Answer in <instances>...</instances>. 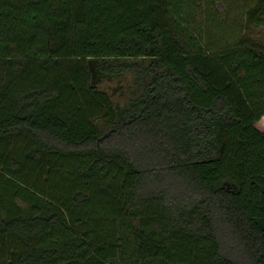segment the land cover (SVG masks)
I'll list each match as a JSON object with an SVG mask.
<instances>
[{"label":"trees","instance_id":"trees-1","mask_svg":"<svg viewBox=\"0 0 264 264\" xmlns=\"http://www.w3.org/2000/svg\"><path fill=\"white\" fill-rule=\"evenodd\" d=\"M260 26L264 0H0V264H264ZM130 73L120 108L97 85Z\"/></svg>","mask_w":264,"mask_h":264},{"label":"rangeland","instance_id":"rangeland-1","mask_svg":"<svg viewBox=\"0 0 264 264\" xmlns=\"http://www.w3.org/2000/svg\"><path fill=\"white\" fill-rule=\"evenodd\" d=\"M234 12V13H233ZM236 10L231 11L235 14ZM256 39H260L257 35L254 36ZM264 37V36H261ZM129 60V63H141V61ZM98 88L102 91L109 93L112 100L117 104L118 107H124L129 101L135 98V76L133 73L127 74L121 79H103L98 85ZM257 128L264 132V118L257 124Z\"/></svg>","mask_w":264,"mask_h":264},{"label":"crops","instance_id":"crops-1","mask_svg":"<svg viewBox=\"0 0 264 264\" xmlns=\"http://www.w3.org/2000/svg\"><path fill=\"white\" fill-rule=\"evenodd\" d=\"M236 16H238V15L235 12V14L232 15V19L231 20L232 21L236 20ZM239 21H241V18L239 19ZM247 35H251V36H255V35L264 36V26H260L258 28H255V27L250 28V30L247 32Z\"/></svg>","mask_w":264,"mask_h":264}]
</instances>
